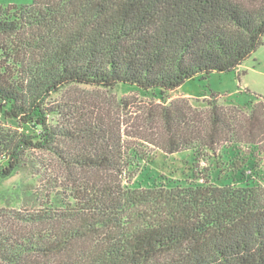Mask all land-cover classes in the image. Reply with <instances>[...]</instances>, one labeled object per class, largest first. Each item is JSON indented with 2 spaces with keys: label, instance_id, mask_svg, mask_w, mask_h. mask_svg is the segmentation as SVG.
<instances>
[{
  "label": "trees",
  "instance_id": "1",
  "mask_svg": "<svg viewBox=\"0 0 264 264\" xmlns=\"http://www.w3.org/2000/svg\"><path fill=\"white\" fill-rule=\"evenodd\" d=\"M263 36L264 0L0 6V113L33 130L0 129V179L29 165L44 188L36 209L0 215V264H264V189L132 186L147 146L215 154L241 143L240 110L215 99L203 112L178 100L151 106L130 125L144 135L130 131L124 141L128 121L112 120L102 104L52 100L71 87L173 92L236 70ZM244 118L262 129L264 103ZM42 154L57 165L54 177L43 175Z\"/></svg>",
  "mask_w": 264,
  "mask_h": 264
},
{
  "label": "rangeland",
  "instance_id": "2",
  "mask_svg": "<svg viewBox=\"0 0 264 264\" xmlns=\"http://www.w3.org/2000/svg\"><path fill=\"white\" fill-rule=\"evenodd\" d=\"M32 1L0 0V6H26ZM78 97L102 104L114 121L119 120L123 124L128 121V127L123 125L124 141H130L126 136L130 131L132 133L139 131L144 135L142 128L135 131L130 125L143 123L142 120L145 118L141 115L151 106L167 105L178 100L186 101L183 103L189 105L192 110L203 112L206 111L208 102L215 99L217 104L223 107H236L241 113L235 115L234 132L241 143L223 145L215 154L190 149L167 155L160 149L147 146L145 151L149 152V156L142 161L132 186L173 187L207 182L219 187L227 185L241 187L247 184L264 189V126L262 129L251 127L250 122L244 118V115H248L250 106H255L259 102L264 103V36L262 45L236 70L213 73L205 78L196 76L173 92L160 93L159 89L144 91L127 84H120L109 90L71 87L54 95L52 100L72 102ZM123 100L129 102L128 107L120 105ZM0 129L28 134L33 132L26 127L17 128L13 121L5 119L1 113ZM250 129L251 133L248 134ZM39 156L43 158L45 164L50 165L49 170L43 172V175L54 177L59 172L57 165L48 155ZM41 183L40 176L35 175L29 165L9 178L0 179V215H14L17 212L23 213V210L36 209L38 203L34 197L36 191L44 189Z\"/></svg>",
  "mask_w": 264,
  "mask_h": 264
},
{
  "label": "crops",
  "instance_id": "3",
  "mask_svg": "<svg viewBox=\"0 0 264 264\" xmlns=\"http://www.w3.org/2000/svg\"><path fill=\"white\" fill-rule=\"evenodd\" d=\"M180 88H178L177 90H179Z\"/></svg>",
  "mask_w": 264,
  "mask_h": 264
}]
</instances>
